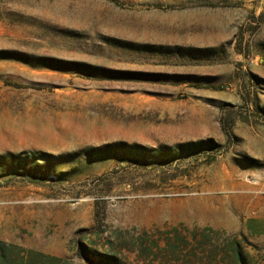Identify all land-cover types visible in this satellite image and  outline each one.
<instances>
[{
	"label": "rangeland",
	"instance_id": "374dc122",
	"mask_svg": "<svg viewBox=\"0 0 264 264\" xmlns=\"http://www.w3.org/2000/svg\"><path fill=\"white\" fill-rule=\"evenodd\" d=\"M210 139L171 166L114 153L64 159L58 181L1 176L10 258L183 264L160 252L178 227L264 264V0H0V155ZM205 204L225 221L180 213Z\"/></svg>",
	"mask_w": 264,
	"mask_h": 264
},
{
	"label": "trees",
	"instance_id": "16d2710c",
	"mask_svg": "<svg viewBox=\"0 0 264 264\" xmlns=\"http://www.w3.org/2000/svg\"><path fill=\"white\" fill-rule=\"evenodd\" d=\"M82 66V65H80ZM84 67V66H82ZM95 68V67H94ZM90 69V68H89ZM97 69V68H95ZM220 147V144L214 140H204L200 142H185L178 143L173 146H161L158 148L148 149L137 144L130 145L126 142H117L108 144L101 148H92L85 150V155L80 153L69 154L66 156H54L46 152H29L23 151L20 153H6L0 155V177L1 176H22L31 182H44L46 180H62L61 176L68 172L61 171L56 173L55 166L64 159L73 157H84L87 163H91L95 158L104 157L103 155L114 154L122 158L124 161L132 164L143 162L150 163L154 167L171 166L175 162H184L188 157H200L201 152L213 150ZM213 157L210 162H213ZM134 162V163H133ZM216 231L212 228H204L202 230H192L190 233L192 239L189 240L186 236H182L178 227H175L170 232V238L167 242V247L160 249L167 255H180L183 264H202L206 262L208 257L210 262H215L220 256L226 264H248L247 257L239 242L232 243L230 249L216 248L211 244V234ZM192 243V244H190ZM189 246L191 247L189 249ZM153 247H158L154 243ZM151 248L149 252H153ZM8 245L0 241V264L8 262L9 264H25L24 261L18 262L8 256ZM147 253V250H144ZM32 256H42L36 251L29 252ZM156 255L155 252H153ZM206 255V257H205ZM105 257V256H103ZM47 259L56 260V257L46 256ZM107 259V260H106ZM106 263L117 264L116 256H107Z\"/></svg>",
	"mask_w": 264,
	"mask_h": 264
},
{
	"label": "bare ground",
	"instance_id": "6f19581e",
	"mask_svg": "<svg viewBox=\"0 0 264 264\" xmlns=\"http://www.w3.org/2000/svg\"><path fill=\"white\" fill-rule=\"evenodd\" d=\"M200 209V211H199ZM197 210L198 213H193L191 214L190 212L186 211V210H181V214L184 215L185 217H188V218H193V216H197L199 217L200 219H202L203 221H212V222H215L217 224H220L222 222L225 221V218L224 216L222 217L221 214H219L218 212H215L211 207L210 205H202L201 208H199Z\"/></svg>",
	"mask_w": 264,
	"mask_h": 264
}]
</instances>
